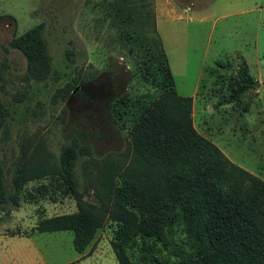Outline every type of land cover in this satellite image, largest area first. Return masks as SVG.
<instances>
[{"label":"rangeland","instance_id":"rangeland-1","mask_svg":"<svg viewBox=\"0 0 264 264\" xmlns=\"http://www.w3.org/2000/svg\"><path fill=\"white\" fill-rule=\"evenodd\" d=\"M113 2L0 0V104L6 111L0 165L7 194L0 204V254L12 251L20 260L27 253L34 260L38 252L46 264H118L110 223L97 229L85 257L75 262L79 251L71 230L35 229L39 217L77 208L71 187L54 185L52 173H43L59 177L53 165L60 166L68 145L75 151L74 186L91 201L94 194L86 190L103 157L129 145L127 170L160 174L171 162L187 164L238 207L248 196L237 198L238 169L245 183L264 184V0H148L141 9L152 10L175 89L192 96V108L187 120L175 99L163 112L157 104L133 136L109 112L115 95L138 86L132 74L137 50L121 38L109 9ZM242 6L252 8L235 13ZM195 11L206 13L205 19L185 14ZM35 25H40L33 42L38 57L31 66L18 42ZM240 67L253 85L234 100L221 101ZM81 76L90 80L78 83L77 92L69 85ZM19 171L42 174L21 179Z\"/></svg>","mask_w":264,"mask_h":264},{"label":"trees","instance_id":"trees-1","mask_svg":"<svg viewBox=\"0 0 264 264\" xmlns=\"http://www.w3.org/2000/svg\"><path fill=\"white\" fill-rule=\"evenodd\" d=\"M114 0L110 4L113 19L121 38L134 47L132 57L136 69L133 78L138 86L115 95L109 106L110 116L120 128L131 135L158 104L163 111L175 99L185 119L191 116V95H179L171 71L169 58L155 27L151 9L142 11L148 0ZM156 36H153L152 33ZM40 25L28 29L18 46L33 66L38 57L34 41ZM132 49V48H130ZM132 49V50H133ZM90 79L81 76L69 85L77 92L78 83ZM254 83L246 68L240 67V76L230 81L231 92L221 101H232ZM144 88L139 90V86ZM159 111V110H158ZM0 104V124L5 116ZM73 146L77 141H73ZM130 145L124 151L103 157L93 184L86 192L94 194L95 201L85 198L75 188L72 160L74 148L66 146L60 166L53 165L57 182L54 185L71 187L76 198L74 211L39 217L37 231L71 230L74 248L83 252L98 228L105 223L112 226L111 246L118 264H264V184L249 181L239 174L237 198L246 197L243 206H235L200 179L187 164L169 163L160 174L127 170ZM92 163H95L93 160ZM238 167L232 165V169ZM230 172L231 165H225ZM244 172V171H243ZM40 172L21 179L36 178ZM258 183V184H257ZM259 185V186H258ZM3 168L0 165V204L6 202ZM247 206L248 210H244ZM137 251L141 257H137Z\"/></svg>","mask_w":264,"mask_h":264},{"label":"crops","instance_id":"crops-1","mask_svg":"<svg viewBox=\"0 0 264 264\" xmlns=\"http://www.w3.org/2000/svg\"><path fill=\"white\" fill-rule=\"evenodd\" d=\"M189 5H184V8ZM183 8V9H184ZM252 7H240V9H236L235 13H240L242 11H247L248 9H251ZM173 9V8H171ZM189 19L192 20H197V21H203L206 17V13H204L203 11H198V13H196V11L194 13L189 12V13H185ZM158 21V18H157ZM25 236H29L28 234ZM38 253V252H37ZM35 253L34 255V260H30L29 259V255L27 253H23L21 254L22 257H24L23 259L20 258V260H18L17 256L15 255V253H13L12 251H10L9 253L6 252H1L0 254V263L1 264H46L45 258H43V256L41 254ZM86 253L84 252H79L78 256L76 257V259H73V261H80L81 259H83L85 257ZM58 264V263H56Z\"/></svg>","mask_w":264,"mask_h":264},{"label":"water","instance_id":"water-1","mask_svg":"<svg viewBox=\"0 0 264 264\" xmlns=\"http://www.w3.org/2000/svg\"><path fill=\"white\" fill-rule=\"evenodd\" d=\"M258 82L257 81H255V84H257Z\"/></svg>","mask_w":264,"mask_h":264}]
</instances>
